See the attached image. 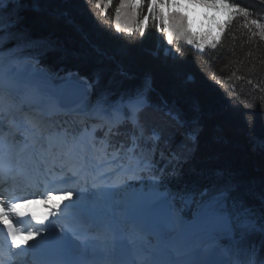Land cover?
<instances>
[{
    "label": "snow or ice",
    "instance_id": "snow-or-ice-1",
    "mask_svg": "<svg viewBox=\"0 0 264 264\" xmlns=\"http://www.w3.org/2000/svg\"><path fill=\"white\" fill-rule=\"evenodd\" d=\"M188 2L208 6L206 0ZM142 6V0H121L115 14L117 31L121 10H138ZM170 6L178 8L179 3L177 0H150L147 16L135 20L136 14H132L130 20H135L140 26L142 38L143 32L148 29L147 21L152 18H155L154 23L158 22L161 31H166L169 43L174 28L184 34L187 25L188 31L193 32L189 16L179 11L166 12ZM6 7L7 12L3 11ZM38 14H46L54 22L71 24V17L60 8L57 0H0V56H6L19 65L30 60L40 64L48 57L63 58L68 55L69 50L58 38L33 36L28 21ZM128 31L131 32V29ZM188 43L191 45L193 41ZM4 44L9 47H3ZM217 46L215 44L213 50ZM94 50L102 58L101 62L113 59L98 47ZM44 67L53 72L50 66ZM110 71L109 68L98 67L85 78L87 97L90 105L101 110L114 108L118 122L95 129L87 125L83 129L79 125L73 129L66 123L53 125L42 121V134L44 129H48L47 134L58 143L63 145L71 140L76 147L81 143V136L90 134L96 136L103 146L107 139L119 135L126 127L131 133L129 140L133 151L139 147L153 158L151 163L157 169L150 177L154 181L153 187L166 193L162 201L153 202L156 209L153 230H158L161 236L176 234L207 241L210 248L198 264H264V132L257 135L255 125L250 126V152L262 162L258 179L248 177L243 170L225 168L214 170L215 178L207 184H188L183 181L185 168L196 171L192 161L203 131L199 102H193L186 111L175 100L154 97V76L151 72L137 77L123 64H117L111 75L108 74ZM170 71L178 75L175 69ZM21 75L17 68L9 67L0 76V109L5 96L11 95L20 85ZM65 75L70 77L72 74ZM32 94L37 97L38 89H34ZM150 113L159 114L163 123L149 120ZM3 131V121H0V136H3ZM162 144L166 147L161 148ZM181 148L183 151L179 150ZM157 152L160 159L166 161L163 167L155 160ZM128 219L140 228L147 227L134 209H129ZM170 262L194 264L176 255L170 257ZM138 264H169V261L159 258L155 252L146 251Z\"/></svg>",
    "mask_w": 264,
    "mask_h": 264
},
{
    "label": "trees",
    "instance_id": "trees-1",
    "mask_svg": "<svg viewBox=\"0 0 264 264\" xmlns=\"http://www.w3.org/2000/svg\"><path fill=\"white\" fill-rule=\"evenodd\" d=\"M223 1L231 13L221 23L220 37L203 49L185 43L187 36L183 42L173 37L169 43L166 31L160 30L158 22L154 23L155 18L147 21L148 29L142 38L135 20L148 15L150 0H142L143 6L138 10L121 11L118 31L115 14L121 0H57L71 17V24L54 22L46 14L30 18L28 24L33 36L51 35L69 50L63 58L41 61L53 73L75 71L85 79L98 67L109 68L111 75L117 64H123L137 77L146 72L153 74L154 97L175 100L186 111L193 102H199L203 131L192 161L196 171L186 167L184 182L207 184L215 178L214 170L225 168L243 170L248 177L258 179L262 162L250 152L249 137L253 124L257 135L264 132V0ZM7 10L6 7L3 11ZM133 13L135 20H130ZM215 44L218 46L213 50ZM97 47L113 59L101 62L94 50ZM148 119L163 123L157 113H150ZM130 134L129 131L114 136L116 145L123 147L121 153L131 143ZM152 159L136 148L130 162L139 178L152 177L157 171ZM146 160L150 166H144ZM155 160L160 167L166 164L159 152Z\"/></svg>",
    "mask_w": 264,
    "mask_h": 264
},
{
    "label": "rangeland",
    "instance_id": "rangeland-1",
    "mask_svg": "<svg viewBox=\"0 0 264 264\" xmlns=\"http://www.w3.org/2000/svg\"><path fill=\"white\" fill-rule=\"evenodd\" d=\"M179 3V7H170L166 9V12H172V11H179L182 13H185L189 16V20L192 24V31L189 32L187 29V25L184 27V34L181 33V31L177 29H173V37H177V40H180L183 42L184 36H187V39L184 41L185 43H188V41H193V43L190 45L196 49H203L211 40L216 41L221 35L222 31V22L229 17L231 13V8L229 5L223 1L220 0H206L208 3L207 7H202L199 4H191L188 2V0H177ZM126 13H130L132 9L125 8L123 9ZM121 10V11H123ZM120 29V28H119ZM167 36V33H166ZM203 47V48H201ZM0 61H5L3 64H0V75L2 72L10 65L15 64L14 62L10 61L8 58L4 56H0ZM30 67V68H29ZM33 67V68H32ZM18 69H35V74L33 75V79L40 83L43 87L48 89H57L58 85L65 79L59 78L57 75L51 74L48 71H45L40 68L39 64L35 62V60L26 61L22 64H19ZM35 76V78H34ZM69 77V76H68ZM70 77H76L75 75H71ZM77 78V77H76ZM100 109V108H99ZM97 109L94 108L90 110V114ZM68 125L72 124V118H70L67 122ZM105 150L107 152L108 146L105 145ZM101 151V150H100ZM108 157L115 156L114 151H110L108 153ZM111 162V161H110ZM112 162L119 166V168L114 169L113 166L109 167L106 171L110 176L108 179L111 181L114 192L110 193L105 192L102 194L99 192V196L96 199L95 203H92L95 205V207H98L99 210H108L112 209L109 212L111 213V216L113 217V214H117L118 216H121L122 214L129 211L130 208H126L127 202L129 203V199L133 194H137L140 199H142L145 203H153L154 201L159 203L162 201L163 194L159 192L156 188L153 187L154 181H149L144 183L138 184V186L133 185L131 182V179L128 178V174H130L133 170L126 166V163L123 160L114 159ZM110 171H114V175L112 176V173ZM110 188V189H111ZM144 188V189H143ZM108 189V190H110ZM130 191H134L132 193H129ZM151 191V192H149ZM137 192V193H135ZM149 192V193H148ZM147 193V194H146ZM146 194V199L145 195ZM92 193H90L87 198H92ZM143 195V196H141ZM166 195L164 194V197ZM127 201V202H126ZM128 205V204H127ZM141 205V206H140ZM129 206V205H128ZM142 204H135L131 208L134 210L142 211L144 206L142 207ZM120 217H118L119 219ZM105 221L111 220V218H104ZM129 230L127 233H125V242L129 249H134L139 253V255H145L146 251H150L153 247H147L142 243V240L135 241V238L140 239L142 238V235L139 233L137 235H134L136 232L133 229H126L125 231ZM152 233V231H150ZM185 243L182 245L176 246V253L178 257H186L188 256L193 250L199 247L205 246L208 242L203 240L202 238H189L186 237L184 239ZM209 250V249H208ZM203 253V252H201ZM19 264L18 261H16V264Z\"/></svg>",
    "mask_w": 264,
    "mask_h": 264
},
{
    "label": "bare ground",
    "instance_id": "bare-ground-1",
    "mask_svg": "<svg viewBox=\"0 0 264 264\" xmlns=\"http://www.w3.org/2000/svg\"><path fill=\"white\" fill-rule=\"evenodd\" d=\"M18 70L22 74V76L28 80L27 85L29 87L33 88V90L34 89H38V90L42 89V91H43L42 96L47 98V97H50V95H52L55 97V95L57 93L56 89L51 90L48 88H44L42 85H39L32 78L34 73H35L33 70H30V69H18ZM80 183H82V182H80ZM75 189H76V187L74 186L71 190L74 191ZM1 192L2 191L0 190V193ZM89 195H90L89 192H86L85 189H82L80 192H75L73 195H71L69 199H77L75 204L78 205V204H83L86 201L87 196H89ZM92 195H93V193H92ZM128 199L130 200L128 203L129 207L133 206L136 203L142 204L144 206V211H146L145 215L147 217H149L151 220V225L155 224L156 209H155L153 203H150V201H149V203H147L148 201L145 203L142 199L139 198V196L137 194H133L131 196V198H128ZM66 200H67V198H66ZM16 228H17L16 219H15L10 207L5 202L0 201V244H1V246L7 247V248L10 247V243L12 241H15ZM119 247L124 252H127V250H128L125 245L121 246V244H120ZM205 253L206 252L200 253V256H199L200 260L204 258ZM190 258H192V255L188 256L185 260L190 259ZM7 264H12V262L7 263Z\"/></svg>",
    "mask_w": 264,
    "mask_h": 264
},
{
    "label": "water",
    "instance_id": "water-1",
    "mask_svg": "<svg viewBox=\"0 0 264 264\" xmlns=\"http://www.w3.org/2000/svg\"><path fill=\"white\" fill-rule=\"evenodd\" d=\"M189 80L192 81L193 78L190 77ZM85 95L86 91L84 85L70 79L63 84L58 98L62 105L69 108L78 104Z\"/></svg>",
    "mask_w": 264,
    "mask_h": 264
}]
</instances>
